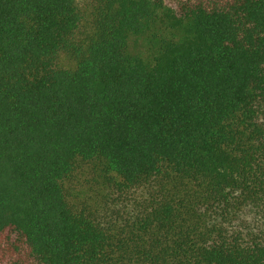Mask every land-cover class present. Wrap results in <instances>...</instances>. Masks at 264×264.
Masks as SVG:
<instances>
[{
	"label": "trees",
	"instance_id": "obj_1",
	"mask_svg": "<svg viewBox=\"0 0 264 264\" xmlns=\"http://www.w3.org/2000/svg\"><path fill=\"white\" fill-rule=\"evenodd\" d=\"M0 264H264V0H0Z\"/></svg>",
	"mask_w": 264,
	"mask_h": 264
}]
</instances>
